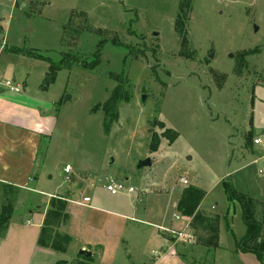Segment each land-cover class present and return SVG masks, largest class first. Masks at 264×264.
Returning a JSON list of instances; mask_svg holds the SVG:
<instances>
[{"label": "rangeland", "instance_id": "374dc122", "mask_svg": "<svg viewBox=\"0 0 264 264\" xmlns=\"http://www.w3.org/2000/svg\"><path fill=\"white\" fill-rule=\"evenodd\" d=\"M105 39L94 69L62 68L45 83L48 60L88 59ZM6 80L39 95L53 117L30 180L0 185V218L15 202L19 214L50 206L45 192L66 197L69 242L46 264H264L238 250L245 225L222 187L253 198L264 188V0H0V86ZM112 92L120 100L109 113ZM111 182L123 188L111 194ZM188 185L204 192L199 209L218 217L215 249L198 245L175 210ZM48 220L43 234L62 235Z\"/></svg>", "mask_w": 264, "mask_h": 264}, {"label": "crops", "instance_id": "0c3cea01", "mask_svg": "<svg viewBox=\"0 0 264 264\" xmlns=\"http://www.w3.org/2000/svg\"><path fill=\"white\" fill-rule=\"evenodd\" d=\"M24 87L23 85L19 90H11L3 85L0 86V182L18 188L23 187L30 180L31 172L38 160L39 144L42 138L46 137L53 118L51 115H46L45 111L41 112L46 104L44 99L41 100L37 94L27 95ZM253 139L252 143L255 144ZM262 158L264 159V154L258 159ZM42 195L52 198L54 205L45 204L44 207L36 205L35 209L24 210L25 216H23L16 210L18 202L14 203L7 225L0 233V264H46V258L52 255L50 253L66 250L67 246L63 251H59L39 244L49 213L57 208L63 213V218L55 226L51 224L55 231H60L66 215L67 202L64 196H56L49 192ZM84 198L80 205L89 206ZM254 198L264 202V188H258ZM56 200L65 203L62 207H58L59 203H55ZM81 248L91 252L89 246L82 245Z\"/></svg>", "mask_w": 264, "mask_h": 264}, {"label": "trees", "instance_id": "16d2710c", "mask_svg": "<svg viewBox=\"0 0 264 264\" xmlns=\"http://www.w3.org/2000/svg\"><path fill=\"white\" fill-rule=\"evenodd\" d=\"M81 16L83 20L81 21ZM79 18L82 23L86 21L85 15H80ZM76 25V24H75ZM113 39V38H112ZM108 39L100 40L96 47V50L90 54L89 58H79L76 54L72 52H66L61 54L59 59L56 61L48 60L49 63V73L45 78V83H48L53 80L54 74L57 70L73 66H80L84 67L88 70L94 69L99 64L100 53L104 43ZM15 53H22L17 49H12ZM25 55V54H24ZM30 55V54H26ZM35 57L34 55H31ZM36 58H45L42 55H39ZM45 87V85H44ZM120 100L119 96L112 92L110 98H108L104 102V106L106 111L111 112L110 110L112 107ZM170 130V129H169ZM172 131V132H171ZM169 133L171 140L176 137V132L171 130ZM168 132V131H167ZM152 135V134H151ZM164 136V134H163ZM150 142V150L154 151L158 147L159 138L155 133L151 136ZM0 185L3 186H10L12 189H16V186L4 184L0 182ZM16 187V188H15ZM223 191L226 197V200L229 203H237L240 207L241 211V220L245 225V233L242 237L236 242V246L238 250L242 252H249L253 253L257 256V258L264 262V220L259 217L257 214V202L256 199L253 198L251 195L243 192H239L234 189V187L227 181L222 182ZM204 196L203 190L196 186L188 185L179 188L178 196L175 202V210L181 215L187 218V225H189L190 229L192 230L193 238H196V243L200 246L205 247L207 250L215 249L218 244V217L217 216H210L206 215L199 209V204ZM58 207H62V201H58ZM10 207V206H9ZM60 214V209L52 210L49 213L50 219L54 218L53 223H58L63 218V215ZM58 215V216H57ZM10 217V213L8 212L5 216H2L1 222L5 225ZM47 218V223L49 224V220ZM45 228V227H44ZM44 228L42 230L41 236L39 238V244L43 246L51 247L55 250L63 251L66 245L69 242V236L66 234L59 235L58 233H51L43 234ZM46 235V238L43 236ZM55 238H60L61 243L57 244L54 240ZM81 264H90V263H83Z\"/></svg>", "mask_w": 264, "mask_h": 264}, {"label": "built area", "instance_id": "2783aa9c", "mask_svg": "<svg viewBox=\"0 0 264 264\" xmlns=\"http://www.w3.org/2000/svg\"><path fill=\"white\" fill-rule=\"evenodd\" d=\"M3 86L10 88L11 90H19L20 89V85L16 84L15 85L9 81L6 80L5 82L2 83ZM253 142L256 143H260L261 142V138L260 137H255L253 139ZM63 172L66 174L65 178H67V174L71 172V166L69 164H65V166L63 167ZM181 183L186 184L187 181L184 178H180ZM123 187L120 184H115V183H109L106 185V189L111 193V194H115L117 192H119ZM127 191H132V188H128ZM89 198L85 197L84 201H88ZM177 217V216H176Z\"/></svg>", "mask_w": 264, "mask_h": 264}, {"label": "water", "instance_id": "95a60500", "mask_svg": "<svg viewBox=\"0 0 264 264\" xmlns=\"http://www.w3.org/2000/svg\"><path fill=\"white\" fill-rule=\"evenodd\" d=\"M254 30H257L256 26H254ZM154 34L156 35V32H154ZM209 57H211V55ZM142 98H145V96H142ZM149 164H150V160L149 159H144V160L139 161L136 167L140 168L142 166L149 165ZM53 205H54V201H52L51 206H53ZM79 254L84 255L86 257H90L91 256V252L88 251V250H85V249L80 250Z\"/></svg>", "mask_w": 264, "mask_h": 264}]
</instances>
